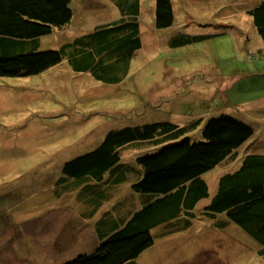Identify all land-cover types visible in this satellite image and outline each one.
Wrapping results in <instances>:
<instances>
[{
	"label": "rangeland",
	"instance_id": "1",
	"mask_svg": "<svg viewBox=\"0 0 264 264\" xmlns=\"http://www.w3.org/2000/svg\"><path fill=\"white\" fill-rule=\"evenodd\" d=\"M171 1L174 23L156 28L155 0H140L142 49L118 84L73 71L66 58L39 74L0 77V264H62L97 247L81 233L95 225L94 216L81 219L87 206L70 208L72 186L59 179L65 162L96 148L110 130L221 113L249 124L253 135L233 160L203 174L209 194L195 206L189 226L171 225L170 232L155 226L153 244L127 264H264L262 246L242 228L224 214L203 213L221 175L236 170L248 153L264 155V42L246 13L264 0ZM72 7L70 26L42 36L40 49H57L120 18L112 0H72ZM182 32L204 38L175 44ZM151 149L123 147L121 161L133 167L136 156ZM129 185L118 188L127 206ZM73 189L74 200L82 196L79 186Z\"/></svg>",
	"mask_w": 264,
	"mask_h": 264
},
{
	"label": "trees",
	"instance_id": "2",
	"mask_svg": "<svg viewBox=\"0 0 264 264\" xmlns=\"http://www.w3.org/2000/svg\"><path fill=\"white\" fill-rule=\"evenodd\" d=\"M112 2L120 18L96 25L57 49H40L42 36L70 26L72 0H0V77L39 74L66 58L73 71L87 72L108 85L120 83L142 49L141 6L140 0ZM154 10V27L174 23L171 0H155ZM246 13L264 42V1ZM180 34L182 40L175 44L204 38ZM202 119H190L184 125L171 119L125 125L110 130L93 150L64 163L59 182L66 180L67 187L72 186L73 202L68 205L90 209L91 199L92 209H82L79 215L94 216L99 244L62 264L131 263L153 244L151 229L155 226H169L165 232H170L171 225L172 229L189 226L195 206L209 194L203 174L233 160L254 133L249 124L228 114ZM196 133L200 134L197 139ZM137 144L152 149L137 155L133 167L125 166L121 149ZM124 181H130V206L118 190ZM76 186L82 196L74 200ZM132 191L145 196L138 200ZM108 201L111 204L105 206ZM203 213L211 217L224 214L262 246L258 253L264 255V155L248 153L236 170L221 175Z\"/></svg>",
	"mask_w": 264,
	"mask_h": 264
},
{
	"label": "crops",
	"instance_id": "3",
	"mask_svg": "<svg viewBox=\"0 0 264 264\" xmlns=\"http://www.w3.org/2000/svg\"><path fill=\"white\" fill-rule=\"evenodd\" d=\"M141 20V19H140ZM142 23V22H141ZM142 26H143V24L141 25V28H142ZM141 28H140V34H141V38H142V31H141ZM151 101H155V99H153V98H151ZM202 117H199V116H197V117H195V118H191V120H196V119H198V118H203L204 120H205V116L204 115H201ZM173 118V117H172ZM174 119V118H173ZM173 119H171V121L173 120ZM202 119V120H203ZM180 125H184V124H186V123H179ZM81 219H83V217H81ZM17 223H19V222H17ZM16 223V224H17ZM24 223V222H23ZM90 226V229L88 228V230L84 233V230L85 229H82L81 230V233H83L84 234V237H85V239H93V240H95V242H96V245H95V247L99 244V239H98V235H97V232H96V230H95V226H92L91 224L89 225ZM92 226V227H91ZM54 229V228H53ZM68 247V246H67ZM67 247H65V246H63L62 247V249L63 248H67ZM95 247H93V248H95ZM149 248V247H148ZM85 252H88V250H85Z\"/></svg>",
	"mask_w": 264,
	"mask_h": 264
}]
</instances>
